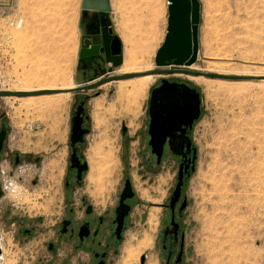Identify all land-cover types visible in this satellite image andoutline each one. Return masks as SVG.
Wrapping results in <instances>:
<instances>
[{
	"label": "rangeland",
	"instance_id": "1",
	"mask_svg": "<svg viewBox=\"0 0 264 264\" xmlns=\"http://www.w3.org/2000/svg\"><path fill=\"white\" fill-rule=\"evenodd\" d=\"M199 2L197 61L191 67H164L179 72L160 74L139 98L121 99L118 81L94 90L59 94L68 96L67 105L54 112L43 109L39 102L30 105L23 98L0 97V125L5 123L9 130V149L32 160L40 159L38 165L26 160L3 183L8 189L0 196V233L8 246L9 264H36L31 252L35 248L45 250L43 244L52 237L53 225L67 216L70 135L81 100L85 101L90 129L82 148L89 165L83 192L96 203L113 207L127 177L137 195L121 257L111 264H120L126 247L138 245L145 235L150 237V246L131 264H141L143 255L145 264L163 262L161 230L170 219L168 205L180 166V159L170 151L158 165L148 145L150 96L163 79L196 88L202 100L201 117L192 128L190 140L197 150L195 171L184 180L182 190V197L188 201L180 217L186 260L191 264H264V0ZM81 5L82 0H8V4L0 0V91H41L47 90L44 85L69 81L74 87L83 86L122 75L125 50L129 48L124 42L133 35L141 39L146 62L153 70L160 69L155 57L167 33L168 0H110L114 33L122 41L123 64L114 69L107 65L89 75L79 71L85 34ZM148 10H156L158 19L152 34L146 36ZM142 55L137 56L138 62L143 61ZM54 118L61 124L52 133ZM100 148L113 153L109 163L112 176L105 177L104 189H108L104 192L89 182V158ZM0 169L9 170L10 166L3 161ZM34 176L39 178L35 187L30 183ZM92 177L91 170L90 180L96 181ZM60 205L61 215L56 213ZM15 216L23 220L43 218L37 238H14V229H19L18 224L15 228L11 224ZM63 247L66 251L70 248L66 244Z\"/></svg>",
	"mask_w": 264,
	"mask_h": 264
},
{
	"label": "water",
	"instance_id": "2",
	"mask_svg": "<svg viewBox=\"0 0 264 264\" xmlns=\"http://www.w3.org/2000/svg\"><path fill=\"white\" fill-rule=\"evenodd\" d=\"M81 20L84 25V40L80 49V62L91 65L96 59H104L112 63L114 67L123 64V47L121 39L114 34L113 22L111 19L110 0H82ZM201 14V4L199 0H168V27L164 43L158 49L155 57L157 67L151 74H172L179 72L177 69H165L164 67H191L198 58L199 53V23ZM109 69V73H112ZM191 75L200 73L184 71ZM146 73L122 74L109 76L88 85L76 86L68 91L81 92L94 90L111 81L128 80L145 75ZM211 78L238 79L236 76H225L219 74H202ZM59 90H41L33 92L24 91H0V97H29L44 94H55ZM201 95L196 88L185 83L171 82L167 79L161 81V85L151 92L149 102V127L148 135L151 153L156 156V163L161 164L164 156V148L168 139H172L176 132L184 133L187 129H192L194 123L201 117ZM85 106L82 102L74 112L70 135V167L77 168L79 177L88 170V162L80 163L76 145L85 141V136L90 133L89 128H84ZM126 126L122 132L125 134ZM171 143V141H170ZM191 145V141L189 142ZM186 159V158H185ZM197 150L194 148L193 157L188 159L186 170L195 171ZM183 170V164L180 171ZM182 179L179 180L171 199V207L179 200L181 195ZM132 181L127 179L125 189L122 194L120 206L117 209V221L119 229L124 223V219L129 215L131 206L125 204L126 199L134 196ZM187 199L182 206L185 208ZM64 226L67 223L64 222ZM65 232V230H63ZM146 256H142L141 264H144Z\"/></svg>",
	"mask_w": 264,
	"mask_h": 264
},
{
	"label": "flooded vegetation",
	"instance_id": "3",
	"mask_svg": "<svg viewBox=\"0 0 264 264\" xmlns=\"http://www.w3.org/2000/svg\"><path fill=\"white\" fill-rule=\"evenodd\" d=\"M83 40L84 35L82 36V42ZM107 65H112V63L106 62L105 58L102 60L96 59L91 65H87L85 63L81 64V66L79 67V71L83 75L95 74L102 71ZM114 68L116 67L113 66V69ZM82 102L85 103L84 100H81L78 106ZM85 117H87L86 113ZM86 122L87 120H85L84 122V128H87ZM191 133L192 129H187V131L183 134L180 132H176L175 136L172 139H168L164 148V154L167 151H170L180 159V166L183 164V170L180 171L179 166L178 182L180 179H182L180 198L175 203L173 208L170 205L172 197L170 198L168 205L170 219L161 230L160 245L161 253L163 254V262H161V264H191L186 260V238L180 220V217H182L183 212L188 206L187 201L185 208L182 209V206L186 200V198L182 197L184 180L189 177L192 172L190 169L186 170V165L188 164L187 160L193 157L194 151V146L192 144H189L191 140ZM8 134L9 130L6 124L2 123L0 125V168L2 162L5 161L10 166V169H0V196H3L5 190L8 189L7 186H4L3 183L8 181V177L12 176V170L14 168L21 167L26 162V160H31L35 165H38L40 163V159L37 157L33 158L32 160L28 155H23L20 152H16L15 150H10L8 147ZM126 134L127 131L124 135L126 136ZM86 136L83 143H79L76 145L81 165H83V163L85 162H88L82 153V148L86 143ZM88 171L89 165L88 170L84 171L79 177L78 169L70 167L68 176L65 180V190L71 196L70 201L66 204L67 216L64 218L60 217L59 219V217L57 218V215H55V219H59V222L53 225L54 231L50 240L46 244H43V247L45 245L46 249H42L40 252L39 248H35V250L31 252V258L36 260V264H68V262H73V264H111L116 260L115 258L121 257V247L125 242L130 214L132 213L134 208V201L137 199L133 182L132 187L135 194L132 198L125 200V204L131 206V211L129 212V215L124 219V223L121 226L120 230H118L119 223L117 221V209L120 206L122 194L125 189V184L127 179L129 178H125L124 185L118 195L117 201L115 202L113 207H110L107 206V203L103 204L101 201L96 203L89 193L83 192ZM90 178L91 166L89 182L95 185L97 190L100 192H104L108 189H104L105 184L94 183L90 180ZM30 183L34 187L37 186L39 184V178L37 176H34L31 179ZM108 185L109 184L107 183L106 186L108 187ZM79 190H81L82 193H80ZM18 191L19 189H17L16 191L14 190L13 192L16 193ZM59 207V212L56 213H60L61 215L62 205H60ZM25 221H29L30 224L28 222L27 225L26 223H24ZM42 221L43 218L41 217L35 220H23L21 217L15 216L11 224L14 228L16 224H18L19 229H16L15 231V229L13 228V234H15L14 238H19V241L22 239V236L28 238L29 241L32 238H37V236L39 235L38 232L41 228L40 223ZM64 222L67 223L66 227L64 226ZM63 230H65V232H63ZM64 244L70 246L69 250L71 253L65 259H62L60 251ZM125 256L123 255V260ZM123 260L120 264H122ZM145 263L146 258L144 264Z\"/></svg>",
	"mask_w": 264,
	"mask_h": 264
},
{
	"label": "bare ground",
	"instance_id": "4",
	"mask_svg": "<svg viewBox=\"0 0 264 264\" xmlns=\"http://www.w3.org/2000/svg\"><path fill=\"white\" fill-rule=\"evenodd\" d=\"M157 13L158 12L156 10H148V16L150 19L149 18L146 19V21H145L146 23L145 24L143 23L144 26L147 24L146 25L147 27L146 28L144 27L145 28L144 31L148 35L144 34V36L145 35L149 36V34H152L154 27H156L157 19H158V18H156ZM140 15H141V13H140ZM142 15H143V13H142ZM138 28H140V30H141V27H138ZM130 29L131 28H129L128 30H130ZM130 32H129V35H130ZM135 32H137V30H135ZM133 34H135V33H133ZM127 35H125V36H127ZM139 35H141V34H139ZM135 37L136 36H134V35L132 37H127L125 39V42H124L129 46V48H126V50H125L126 62H125L124 68L122 69L123 74H132V73H146V74L143 76H140V77L128 79L130 81H128V80L118 81L119 84L117 87H118L119 96L121 99H124V98L131 99L132 98L134 100L136 98H139L142 95V93L145 90H147L151 85H153L155 83V81L157 80V78L160 77V74H151L150 73L153 71L154 68H153L152 64H149L146 62V60H145L146 54L143 53V55H142V53H141V39H140V37L138 39H136ZM144 38H146V37H144ZM145 42H148V41H145ZM138 55L143 56V61H141V62L137 61ZM143 69H145V71H143ZM46 81H47V79H46ZM58 83L44 85V88H43V89L51 90V89H55V88L60 86L62 88H57L59 90L58 93L44 94V95H39V96L19 97V98H23V100L28 102V104H30V105H33L36 102L35 105L39 104V105H41V107L43 109H47V110L49 109L52 112H54L56 109H64L67 105L68 96H63V95L60 96L59 94H64V95L68 94L65 92L72 89L74 87V84H72L70 81H69V83L68 82L62 83L61 85ZM37 102H39V103L37 104ZM30 105H29V107H30ZM39 108H40V106H39ZM47 110H45V111H47ZM47 117H50V116H47ZM58 120H56V119L53 120V123H51L52 126L50 125L52 133L54 131H56V128H57L58 124L60 123V120L59 121ZM93 150H95V149H93ZM89 160H90L91 170H92V175H93L92 178L94 180H96L93 182H95L97 184H104V179H106V178L109 179L110 176H112L111 175V173H112L111 172V165H109V163L111 164V162L113 161V153L110 150L103 151L101 148L96 149L93 152V155L89 158ZM148 246H150V237H148L146 235H145L143 240H140L138 242V245H136V246L135 245H129L126 248V256H125L122 264H131L133 261L134 262L138 261L140 254L144 251V249L146 250V247L148 248Z\"/></svg>",
	"mask_w": 264,
	"mask_h": 264
},
{
	"label": "built area",
	"instance_id": "5",
	"mask_svg": "<svg viewBox=\"0 0 264 264\" xmlns=\"http://www.w3.org/2000/svg\"><path fill=\"white\" fill-rule=\"evenodd\" d=\"M7 244L5 238L0 233V264H9V257L7 255Z\"/></svg>",
	"mask_w": 264,
	"mask_h": 264
},
{
	"label": "crops",
	"instance_id": "6",
	"mask_svg": "<svg viewBox=\"0 0 264 264\" xmlns=\"http://www.w3.org/2000/svg\"><path fill=\"white\" fill-rule=\"evenodd\" d=\"M1 1H5V0H1ZM7 1V4H8V0H6ZM111 15V14H110ZM111 19H112V15H111ZM113 21V20H112ZM70 250L68 249L67 251H66V249L64 248V247H62V249H61V251H60V254L62 255V259H65L67 256H69L70 255ZM70 264H73V262L71 263V262H69Z\"/></svg>",
	"mask_w": 264,
	"mask_h": 264
},
{
	"label": "trees",
	"instance_id": "7",
	"mask_svg": "<svg viewBox=\"0 0 264 264\" xmlns=\"http://www.w3.org/2000/svg\"><path fill=\"white\" fill-rule=\"evenodd\" d=\"M196 122H197V121H196ZM196 122H195V123H196ZM195 123H194V124H195Z\"/></svg>",
	"mask_w": 264,
	"mask_h": 264
}]
</instances>
